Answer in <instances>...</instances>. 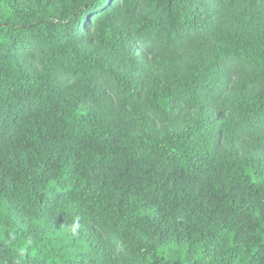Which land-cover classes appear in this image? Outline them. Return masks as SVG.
Instances as JSON below:
<instances>
[{
    "label": "trees",
    "instance_id": "obj_1",
    "mask_svg": "<svg viewBox=\"0 0 264 264\" xmlns=\"http://www.w3.org/2000/svg\"><path fill=\"white\" fill-rule=\"evenodd\" d=\"M0 264H264V0H0Z\"/></svg>",
    "mask_w": 264,
    "mask_h": 264
}]
</instances>
